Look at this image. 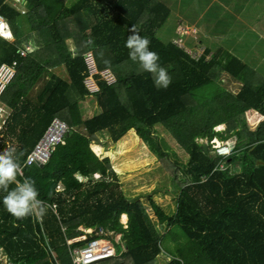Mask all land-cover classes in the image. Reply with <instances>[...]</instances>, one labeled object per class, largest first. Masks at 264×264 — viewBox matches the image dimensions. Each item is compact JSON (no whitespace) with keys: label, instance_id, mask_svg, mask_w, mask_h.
<instances>
[{"label":"trees","instance_id":"obj_1","mask_svg":"<svg viewBox=\"0 0 264 264\" xmlns=\"http://www.w3.org/2000/svg\"><path fill=\"white\" fill-rule=\"evenodd\" d=\"M231 1L241 11L248 4ZM249 8L254 10L253 4ZM20 9L26 10L24 17ZM0 14L15 38L10 43L0 37V65L19 62L15 78L0 96L13 110L0 151L9 144L23 151L24 176L35 180L39 199L47 206L42 219H18L7 211V193L0 190V264H73L69 242L84 234L80 228L102 229L105 239L117 242V256L97 264H264V140L259 141L264 139V120L250 115L251 139L259 141L254 144L246 119L251 111L264 116V75L238 93L196 102L217 95V84L228 90L238 83L246 65L210 48L194 59L171 39L162 41L158 31L172 20V10L157 0H18L16 8L0 0ZM133 24L150 40V49L171 76L167 88L157 86L153 74L129 58L125 43ZM26 42L35 50L23 58L19 49ZM87 54L93 55L99 71L111 70L116 83L108 85L97 75L99 91L91 93L85 83L90 76ZM61 68L65 78L53 72ZM88 102L100 113L85 117ZM56 117L70 128L66 145L57 147L46 165L25 167ZM222 124L226 129L217 132L215 127ZM162 132L188 153L189 168L180 177L181 170L173 165L172 189L179 195L173 214L147 196L155 220L141 196H128L121 189L110 158L101 159L92 148L103 146L101 138L117 144L134 133L149 151L170 160L160 143ZM215 137L237 139L233 153L224 158L225 169L219 167L225 160L212 146L198 142ZM233 166L240 170L233 171ZM105 170L108 176L95 178ZM124 214L127 228L120 223ZM177 234L185 242L174 252L166 250L164 239ZM95 239L87 236L72 248Z\"/></svg>","mask_w":264,"mask_h":264},{"label":"rangeland","instance_id":"obj_2","mask_svg":"<svg viewBox=\"0 0 264 264\" xmlns=\"http://www.w3.org/2000/svg\"><path fill=\"white\" fill-rule=\"evenodd\" d=\"M240 1V0H238ZM245 0L248 2L247 8L251 4H253V11H251L248 15H245V11L241 12L239 5L237 6L235 3L231 2V0H221L219 2L220 11L214 9L213 16L206 14L203 20L199 21L197 27H184L181 26L179 28V32L182 35L179 37V41L177 44L180 48H184V43L188 41V35H194L195 38L203 36L205 41L208 42L209 38H217V43L214 46L215 50H222L221 48L230 49V53L234 52V56L241 60L245 65H248L252 69H254L257 73L254 75L256 77L259 75L260 77L264 74V0ZM263 2V3H262ZM21 11H24L22 9ZM189 16H193L192 12L188 13ZM251 22H246V21ZM190 21V20H189ZM176 22L175 19L170 20L162 29L158 31L159 36L162 41L165 43H170V39L173 35L172 32L169 38L165 37L166 32H171L173 28V24ZM181 19L177 21L180 24ZM251 28H247V30H243L247 27V25ZM254 27V28H253ZM201 32L197 34L198 30ZM251 29V30H250ZM250 30V31H249ZM255 30V32H254ZM205 32V36L202 34ZM173 41V39H171ZM227 41L229 43L227 44ZM72 45V44H69ZM187 45V43H186ZM204 48L201 47L195 52H191V56L194 59H199L204 54ZM195 53V54H194ZM229 53V52H227ZM248 69L245 68L243 72L240 74L238 78V83L233 84L231 88L226 89L225 86L220 85L222 89H219V94H224L229 91L234 93H238L241 90V85L243 82L241 80L246 81ZM57 73L60 76L66 77V72L64 68L57 70ZM115 76V75H114ZM253 77V79H254ZM116 78V76H115ZM222 80L227 81L228 78H223ZM117 81V78H116ZM89 82V79L86 81ZM239 83H241L239 85ZM88 85V84H87ZM89 88V86H88ZM220 88V87H219ZM219 94H217L219 96ZM193 97L194 95L191 94ZM194 98V97H193ZM213 96H209V99L204 101H199L195 99L196 102L205 103L211 99ZM89 106L85 109L84 115L87 117H92L94 114L100 113V110L96 104H91L88 102ZM86 107V105H85ZM3 110L0 109L3 118ZM253 113L250 114L248 112L246 114V119L250 128L249 138L252 140V130L253 125L251 124L250 115H254L255 117H259V120H264V116L258 115L256 112L251 111ZM2 123L0 122V127ZM226 124L222 126L215 127L217 132L220 130L226 129ZM160 143L161 145L169 151L171 158L170 160H161L158 155L149 151L147 147L139 140L134 133H129L125 138H123L119 143L114 144L111 139L101 138L100 142H104L103 146H94L92 149L94 153L103 158H110L111 163L113 165V169L118 175V183L120 184L121 189H123L128 196L131 197H140L141 202L147 209L149 215L152 219L157 220L155 214H153L147 196L150 195L152 200H155L160 207L167 212L168 214H173L176 210V201L178 199V194L173 192L174 183L173 177L175 174V168L173 167L174 163L177 164V168L180 171V177L184 175L185 169L189 168V155L188 153L179 146V144L168 134L161 133ZM231 139H236L235 137ZM216 139L208 142L207 139H200L198 142L201 144L208 143L212 146V150L216 153L215 146L220 145V138L217 139L218 143H215ZM223 142H227L223 141ZM214 154V153H212ZM220 157V156H219ZM224 167L223 165L220 168ZM240 168L237 166H233V171L238 172ZM108 170L98 173L95 178L98 179L102 176H108ZM208 177H204L203 181L207 180ZM181 182V181H180ZM127 219V220H126ZM121 224L124 228L128 226V217L121 216L120 219ZM85 230V229H83ZM175 231L180 232L177 228ZM166 233V232H165ZM120 239V236H118ZM177 239V240H176ZM184 238L177 234V236H172L171 238L166 237L163 241V247L166 250L175 251V247L178 244L184 243ZM116 247L119 249L117 242H113ZM1 254V251H0ZM7 263L5 257L1 258ZM160 264H165L161 261Z\"/></svg>","mask_w":264,"mask_h":264},{"label":"built area","instance_id":"obj_3","mask_svg":"<svg viewBox=\"0 0 264 264\" xmlns=\"http://www.w3.org/2000/svg\"><path fill=\"white\" fill-rule=\"evenodd\" d=\"M0 34L5 33L6 23L2 15H0ZM32 51L30 46H26L24 49L20 50V55L26 57ZM86 62L90 69V76L86 79H89V82H86V86L91 93H96L99 91V86L97 83V75H100V78L104 80L108 85L116 83V78L111 70L105 69L99 71L95 64V60L92 54L86 55ZM17 60L13 61L10 64H3L0 66V96L5 92L9 84L15 78L17 74V68L19 66ZM88 84V85H87ZM70 128L68 124L60 119L54 118L51 124L49 125L47 132L44 137L35 147V149L30 153L25 162V167H32L34 165H46L51 159L52 154L55 152L56 148L59 146H65L67 142V137L70 134ZM215 143H218L215 140ZM216 154L220 157H228L234 151V144L229 142H221V144L215 146ZM84 234L79 238L69 242L70 253L73 260V264H97L103 261L113 259L117 256L118 248L116 245L105 239L104 230L100 229L98 231L94 230H81ZM96 235L97 239L92 240L91 242L86 243L80 248H72V245L80 242L87 241V236ZM120 240V239H117Z\"/></svg>","mask_w":264,"mask_h":264},{"label":"clouds","instance_id":"obj_4","mask_svg":"<svg viewBox=\"0 0 264 264\" xmlns=\"http://www.w3.org/2000/svg\"><path fill=\"white\" fill-rule=\"evenodd\" d=\"M128 32L125 46L129 50V58L133 62H138L142 70L152 73L157 86L167 88L172 78L160 65L158 53L150 49V40L142 36L134 24L128 28ZM23 155V151L18 152L11 144L4 146L0 151V190L7 193L3 198V204L7 211L18 219L29 216L42 219L47 213V206L39 199L40 193L35 180L24 176V165L20 162ZM11 185L15 187L10 188Z\"/></svg>","mask_w":264,"mask_h":264},{"label":"crops","instance_id":"obj_5","mask_svg":"<svg viewBox=\"0 0 264 264\" xmlns=\"http://www.w3.org/2000/svg\"><path fill=\"white\" fill-rule=\"evenodd\" d=\"M12 6H14L15 8L18 7V0H7ZM159 2H162L164 4H166L167 6L170 7V9L172 10V19H175L176 22L173 24V28L171 30V32H166L165 33V37L169 38V36L171 35L172 32H174V29L175 32L173 33L171 39H173L174 43L177 41H179V37L182 35V33L179 32V28L181 26H184V27H197L198 26V23L199 21L203 20V18L208 15H211L213 16V10L216 9V10H219L220 11V6L217 5L219 4V2H221V0H157V3ZM232 2V1H231ZM263 3V2H262ZM245 6V5H243ZM22 10V9H20ZM25 10V9H24ZM243 11H245V15H248L251 11H253L252 9H248L246 6L242 8ZM189 12H192L193 13V16H189L188 13ZM242 12V11H241ZM23 17L26 15V10L25 12L24 11H21ZM1 15V14H0ZM206 16V17H207ZM181 19V22L180 24L177 23L178 20ZM190 20V21H189ZM246 22H251V21H246ZM5 23L7 25L6 27V30L4 31L5 33L3 34H0V37L6 39L7 42H10V43H14L15 41V38L13 36V33L11 31V29L9 28L8 26V22L5 20ZM247 25V24H246ZM247 28H251L247 25V27L243 30H247ZM254 28V27H253ZM252 29V28H251ZM250 29V30H251ZM198 30V29H197ZM249 30V31H250ZM255 32V30H254ZM25 33L27 35V30L25 29ZM201 32L198 30V34H200ZM204 36H205V32L202 33ZM196 35V36H197ZM183 36V35H182ZM194 37V35H193ZM198 38H199V41H198ZM197 38V41H194V39H192V35H188V41L186 43H184V47H185V51L188 52L189 54H191V52H195L197 51L199 48L203 47L204 48V51L205 52L207 50V48H210L209 51H211L213 54L216 52V51H224V52H231L230 49L228 48H221L222 50H215L214 46L216 45L217 43V38H209L208 39V42L205 41L204 37L201 36L199 37L198 36ZM200 38L202 39V41H200ZM197 42V44H193V42ZM229 43V41H227V44ZM25 45L19 49V55H20V50L24 49L26 46H30L32 51L27 55L29 56L32 52H34V47L31 45V44H28L27 42L24 43ZM208 45V47H207ZM184 49V48H182ZM195 54V53H194ZM231 55L234 56V52L233 53H230ZM21 56V55H20ZM26 56V57H27ZM22 57V56H21ZM26 57H23V58H26ZM13 62V61H12ZM3 64H10V63H3ZM1 64V65H3ZM0 65V66H1ZM246 69H248L247 73L249 75H247L246 77V81H243L241 80V82H243L242 84H245V85H241V86H248L250 85L252 82H253V77L254 75H256V71L254 69H252L251 67H249L248 65H246ZM54 73L57 74V71H53ZM264 75V74H262ZM258 76V75H257ZM64 77V76H62ZM65 78V77H64ZM255 78V77H254ZM216 84V83H214ZM241 83H239L240 85ZM220 89H222V87L217 84ZM40 86V85H38ZM39 88V87H38ZM219 94V93H218ZM220 95V94H219ZM218 96V95H215L213 96L214 98ZM199 104H202L200 102H198ZM89 103L86 104V107H84V112H85V109L87 108V106ZM0 109L3 110V118L0 119V122L2 123V127H0V142L3 140V133H4V126H5V123L7 122V120L11 117V115L13 114V110L9 107H7L6 105H4V103L0 102ZM256 112V111H254ZM258 115H260L258 112H256ZM85 116V115H84ZM0 117H2V114L0 112ZM87 117V116H85ZM58 118V117H57ZM61 119V118H60ZM223 125V124H222ZM222 125H219V126H222ZM218 127V126H217ZM216 140L218 139V137H215ZM233 138V137H231ZM227 139V142H229L231 145L234 144V150H235V146H236V143H237V139ZM264 139H261L259 141H263ZM259 141H252L250 140L251 143H258ZM220 142H223L222 140H220ZM15 147H17V145H13ZM223 159L225 157H222ZM225 161H223L222 159L220 160L221 161V165H223L224 167H222L223 169L227 168L228 166L226 165V159H224ZM219 166V167H220ZM237 168H240V166H237ZM123 216V215H122ZM124 216H127L126 214H124ZM121 223V222H120ZM122 225V224H121ZM123 226V225H122ZM124 227V226H123ZM84 228H80L79 231L83 230ZM86 230V229H85ZM118 239V236L116 238V240ZM118 241V240H117ZM71 250V249H70ZM1 251V249H0ZM70 256H71V253H70ZM72 259V257H71ZM73 262V260H72Z\"/></svg>","mask_w":264,"mask_h":264},{"label":"snow or ice","instance_id":"obj_6","mask_svg":"<svg viewBox=\"0 0 264 264\" xmlns=\"http://www.w3.org/2000/svg\"><path fill=\"white\" fill-rule=\"evenodd\" d=\"M0 28H2V25H0Z\"/></svg>","mask_w":264,"mask_h":264},{"label":"bare ground","instance_id":"obj_7","mask_svg":"<svg viewBox=\"0 0 264 264\" xmlns=\"http://www.w3.org/2000/svg\"><path fill=\"white\" fill-rule=\"evenodd\" d=\"M124 216V215H123ZM127 220V219H126Z\"/></svg>","mask_w":264,"mask_h":264}]
</instances>
